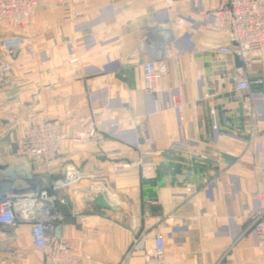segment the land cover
Instances as JSON below:
<instances>
[{
	"label": "crops",
	"instance_id": "1",
	"mask_svg": "<svg viewBox=\"0 0 264 264\" xmlns=\"http://www.w3.org/2000/svg\"><path fill=\"white\" fill-rule=\"evenodd\" d=\"M169 1L39 0L28 32L34 56L20 59L0 89V201L23 197L33 179L34 187L60 183L61 239L90 256L87 264H126L140 234L148 247L163 236L160 264H264L252 227L264 209V52H220L228 39L210 12L224 0ZM19 34L6 23L0 41ZM151 60L167 72L149 92L143 64ZM235 74L261 84L236 90ZM178 93L182 110L171 104ZM34 117L68 136L47 173L17 153ZM104 124L113 126L71 139ZM138 160V169L114 168ZM93 191L122 212L88 208ZM26 246L43 255L28 223L0 226V255L19 254L0 264H46L44 255L28 259ZM129 264H145L143 253Z\"/></svg>",
	"mask_w": 264,
	"mask_h": 264
},
{
	"label": "built area",
	"instance_id": "2",
	"mask_svg": "<svg viewBox=\"0 0 264 264\" xmlns=\"http://www.w3.org/2000/svg\"><path fill=\"white\" fill-rule=\"evenodd\" d=\"M169 5H173L170 0ZM39 0H0V28L4 24L17 27L21 34L7 36L0 41V49L9 59L0 56V88L6 79L19 66V60L34 56V46L28 35L30 21L35 17ZM213 27L228 39V45L221 47L223 54H235L246 59L250 53L264 52V0H224L223 5L210 12ZM76 61V60H74ZM167 72L164 61L151 60L143 64V81L147 91L155 90L157 82ZM236 90L250 91L259 86V80H250L248 76L234 75ZM172 107L182 110V94L174 95ZM113 124L92 129L89 135L74 134L71 139L83 142L106 131ZM67 134L55 122L34 117L29 128L18 143L17 153L22 158H33L36 168L42 173L49 171V166L60 155L61 144ZM141 162H122L115 165V170L138 169ZM264 176V160L261 166ZM205 184L207 183L204 180ZM60 183L47 185L40 183L35 191H29L23 197L9 196L0 201V226L17 228L20 223L30 225L33 247L46 257V264H87L91 257H78L71 247L55 236L56 228L66 217L61 209L64 203L58 195ZM262 199L264 196H260ZM252 227L264 247V209L252 220ZM142 252L145 264H160L165 256V240L161 234L153 238V245L148 247L147 236L137 235L126 254L129 264L135 253Z\"/></svg>",
	"mask_w": 264,
	"mask_h": 264
},
{
	"label": "water",
	"instance_id": "3",
	"mask_svg": "<svg viewBox=\"0 0 264 264\" xmlns=\"http://www.w3.org/2000/svg\"><path fill=\"white\" fill-rule=\"evenodd\" d=\"M84 205L90 209H95L99 212L108 214L111 217L118 216L122 210L106 201L104 194L101 191H93L89 193L83 200ZM55 236L57 239H61V228L57 227Z\"/></svg>",
	"mask_w": 264,
	"mask_h": 264
},
{
	"label": "rangeland",
	"instance_id": "4",
	"mask_svg": "<svg viewBox=\"0 0 264 264\" xmlns=\"http://www.w3.org/2000/svg\"><path fill=\"white\" fill-rule=\"evenodd\" d=\"M169 4V3H168ZM21 32V31H20ZM20 35V34H19ZM15 36H17V35H15ZM19 67V66H18ZM17 67V68H18ZM7 80V79H6ZM5 83V82H4ZM4 85V84H3ZM3 87V86H2ZM1 87V88H2ZM0 88V89H1ZM90 133V132H89ZM138 162H141V167H142V161L141 160H138ZM40 173H41V171H39ZM38 172V173H39ZM10 228H13V227H10ZM15 229V228H14ZM26 248H27V255H28V259L30 258V259H33V260H41V259H43V255H41L40 253H37V252H35V251H31L30 249H29V246H26ZM28 250H30V251H28ZM1 254V253H0ZM23 254H25V253H23ZM17 255H19L17 252H15V251H8L7 252V255H4V256H1L0 255V260L1 259H8V260H19V258L17 257ZM45 257V256H44Z\"/></svg>",
	"mask_w": 264,
	"mask_h": 264
},
{
	"label": "bare ground",
	"instance_id": "5",
	"mask_svg": "<svg viewBox=\"0 0 264 264\" xmlns=\"http://www.w3.org/2000/svg\"><path fill=\"white\" fill-rule=\"evenodd\" d=\"M34 182H35V180L33 179V180H32V183H30V186H29V187H30V189H29L30 191H35V190L37 189V187L39 186V185H35V187H34V186H33ZM32 186H33V187H32Z\"/></svg>",
	"mask_w": 264,
	"mask_h": 264
}]
</instances>
